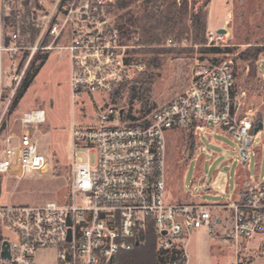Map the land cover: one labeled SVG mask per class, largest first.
<instances>
[{
    "label": "built area",
    "instance_id": "1",
    "mask_svg": "<svg viewBox=\"0 0 264 264\" xmlns=\"http://www.w3.org/2000/svg\"><path fill=\"white\" fill-rule=\"evenodd\" d=\"M112 1L0 0V109L5 94L11 98L18 92L36 54L57 48L58 42L68 43L59 48L70 54L74 101L110 94L134 68L140 69L129 60L133 46L123 43L109 19ZM32 29H39L34 41ZM237 94L232 60L195 58L187 90L147 118L129 123L124 109L107 106L94 124L73 125L68 202L6 203L0 182V228L13 236L0 231V264H35L37 250L51 247L57 248L58 264H115L119 252L145 242L149 227L156 234L157 251L180 254L161 264H188L189 238L203 226L214 232L218 217L213 213L219 209L231 214L227 236L236 245L264 231V176H246L233 198L216 204L171 202L167 192V131L229 130L246 166L257 121L250 113L239 114ZM44 121L42 109L23 113L20 132L0 143V173L20 180L49 168L50 161L26 129ZM258 132L261 137L264 125Z\"/></svg>",
    "mask_w": 264,
    "mask_h": 264
},
{
    "label": "rangeland",
    "instance_id": "2",
    "mask_svg": "<svg viewBox=\"0 0 264 264\" xmlns=\"http://www.w3.org/2000/svg\"><path fill=\"white\" fill-rule=\"evenodd\" d=\"M122 2L127 3L125 8L119 6ZM141 2L113 0L111 4L121 12L135 14ZM188 3L195 8L206 3L205 43L168 36L164 47L181 51L164 53L158 64L147 63L150 54L134 56L131 52L132 63L140 69H133L130 78L118 85V92L84 95L74 101L70 54L66 48H59L68 43L58 42L57 48L48 52L46 62L16 106L12 107L16 94L11 98L5 94L0 109V143L5 136L20 132L24 112L42 109L45 121L27 125L26 129L38 141L39 150L50 161V166L43 174H27L20 180L0 173L3 202L15 205H41L51 200L66 202L72 178V126L94 124L96 116L107 106L124 109L129 123L135 121L133 118L137 121L147 118L153 110L187 90L195 58L232 60L239 114L261 116L264 125V51L252 67L238 57L240 51L250 47L264 50V0H188ZM108 16L112 21L113 17ZM221 28L225 33L218 32ZM170 39L172 43H169ZM128 40L134 45V36H129ZM211 46L233 50L216 54L201 52ZM144 70L148 76L141 84L139 74ZM180 134V128L167 131L166 177L171 202H198L196 199L201 198L207 203H222L227 200L228 193L232 194L237 185L244 182V171L251 180L264 176V133L261 137L260 132L253 133L256 136L246 166L238 159L239 141L229 130L205 128L200 133H193L195 145L189 156L179 144ZM80 155L86 158L84 152ZM213 214L222 217L223 224H214V232L203 226L192 233L187 243L188 264H264V231L242 238L236 245L227 236L232 224L229 210H214ZM1 230L5 235L12 234L7 228ZM156 239L153 228L149 227L145 242L131 251L119 252L117 263L156 264ZM35 264H58L57 248L38 249Z\"/></svg>",
    "mask_w": 264,
    "mask_h": 264
},
{
    "label": "trees",
    "instance_id": "3",
    "mask_svg": "<svg viewBox=\"0 0 264 264\" xmlns=\"http://www.w3.org/2000/svg\"><path fill=\"white\" fill-rule=\"evenodd\" d=\"M126 5L127 3L122 2L119 6L125 8ZM205 5L206 3L195 8V6L190 7L188 0H142L135 14H129L126 11L121 12L114 4H110L107 12L108 15L113 17L112 21L114 26L118 28L123 43L135 46L129 53L132 52L134 56L150 54L151 57L148 60L146 58H143V60H146L149 64H158L161 63V57L164 53H179L181 51L179 48L164 47L168 36H171L175 40L186 38L192 40L194 43H205V31L207 27V13L204 10ZM23 31H26V28L23 27ZM37 32V29H32V41L35 40ZM125 34H128V36H125ZM131 35L132 37L134 36V45L128 42L129 36L132 38ZM231 50L233 48L211 46L203 48L201 52L216 54ZM262 51H264L263 48L250 47L240 51L238 57L247 63V66L251 65L252 67L254 63L259 61ZM48 52H43L42 54L39 52L33 58L22 84L16 93L12 107L17 105L19 99L39 73L48 58ZM201 59H203V56ZM129 60L132 61V58L129 57ZM208 60L214 62L219 61L215 57L208 58ZM139 76L141 84L144 83L148 76L146 70L141 72ZM114 91L118 92L119 88L116 87ZM133 119L136 120L137 118ZM261 120V116H256L257 122ZM180 129L179 144L189 156L192 154L195 145L193 129L190 127H182ZM68 201L69 198L66 202ZM165 253L167 255H164ZM179 255V251H158L156 252V264H161L166 259H176ZM117 256L118 254L115 256V264H119L117 263Z\"/></svg>",
    "mask_w": 264,
    "mask_h": 264
},
{
    "label": "crops",
    "instance_id": "4",
    "mask_svg": "<svg viewBox=\"0 0 264 264\" xmlns=\"http://www.w3.org/2000/svg\"><path fill=\"white\" fill-rule=\"evenodd\" d=\"M244 176H245V178H246V176H247V174H246V172L244 171ZM245 180V179H244ZM242 186V184H238L237 185V187H236V189H235V191L232 193V194H229L228 193V198H227V200H225V202L226 201H228L230 198H233L235 195H236V193L238 192V190L240 189V187ZM195 199V198H194ZM196 201H198V202H206L204 199H196ZM175 202H180V201H175ZM218 217V220H217V225H221V224H223V219H222V217H220V216H217ZM188 256H189V254H188Z\"/></svg>",
    "mask_w": 264,
    "mask_h": 264
},
{
    "label": "water",
    "instance_id": "5",
    "mask_svg": "<svg viewBox=\"0 0 264 264\" xmlns=\"http://www.w3.org/2000/svg\"><path fill=\"white\" fill-rule=\"evenodd\" d=\"M219 33H225V29L221 28L218 30ZM252 118L254 121H256V116L254 114H252ZM263 128V123L262 121H258L256 126L254 127V133H257L259 130H261ZM48 170V165H46L43 168V172H46ZM68 239H70V235L68 237ZM4 255H6V253H4Z\"/></svg>",
    "mask_w": 264,
    "mask_h": 264
}]
</instances>
